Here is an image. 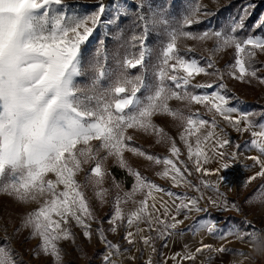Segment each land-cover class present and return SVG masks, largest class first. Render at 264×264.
<instances>
[{
	"label": "snow or ice",
	"instance_id": "snow-or-ice-1",
	"mask_svg": "<svg viewBox=\"0 0 264 264\" xmlns=\"http://www.w3.org/2000/svg\"><path fill=\"white\" fill-rule=\"evenodd\" d=\"M255 8L249 0L228 25L196 32L190 30L193 25L214 15L200 0L178 16L151 0H95L91 10L67 0H0V193L35 205L21 224L29 239L39 240L35 255L64 264L61 242L76 243L75 227L86 240L95 233L104 244L101 264H134L138 256L132 248L140 258L147 251L144 264H154V241L172 236L191 213H207L203 201L218 211H239L220 190L222 183L232 182L221 173L255 150L246 157L257 169L247 183L264 179V112L237 107L234 100L242 102L228 93L224 81L264 85V76L258 75L264 63L257 67L258 55H264V14L247 24ZM128 19L125 34L121 24ZM113 26L117 47L110 50L106 39ZM153 33L159 39L155 47ZM93 41L92 59L86 62ZM185 41L205 46L207 56L193 55L195 48ZM228 52L231 60L221 69L217 57ZM201 76L210 79L198 81ZM157 117L169 119L177 135ZM226 128L248 133L250 140L234 143ZM138 134L153 137L166 154L145 150L136 143ZM126 153L159 167L155 175L170 187L143 175ZM109 159L131 178L127 190L106 166ZM211 176L217 179H207ZM109 179L111 187H106ZM109 197L108 228L94 230L93 223L102 222L93 199L103 207ZM246 202L264 205V184ZM246 223L247 229L225 230L214 218L201 219L189 231L221 241L233 237L254 248L264 244V234ZM121 229L122 240L132 247L108 238ZM206 250L229 251L201 239L194 251L185 246L160 264H194ZM17 255L6 233L0 239V264H20Z\"/></svg>",
	"mask_w": 264,
	"mask_h": 264
},
{
	"label": "rangeland",
	"instance_id": "rangeland-1",
	"mask_svg": "<svg viewBox=\"0 0 264 264\" xmlns=\"http://www.w3.org/2000/svg\"><path fill=\"white\" fill-rule=\"evenodd\" d=\"M105 2L107 3L108 0H105ZM151 2L154 6L163 5L167 7L169 12L178 16L185 10V8L192 6L195 0H151ZM200 2L204 5H207L208 10L214 13V15H211L207 18H201V23L193 25L190 30L196 32L205 30L207 28L219 29L223 28L225 25H228L232 18L237 16L242 5L249 2V0H200ZM251 2L256 4V8L253 11L250 19L247 20L248 25H251L261 14H264V0H251ZM67 3L70 5H76L80 9L88 8L91 10V6L95 4V0H67ZM130 25L131 19L125 20L121 24V28L125 30V34H127V29ZM115 31V26H113V34L106 39V44L107 41H111L110 44H107L110 50H115L117 47ZM157 35V33H153L152 35L151 43L153 47L159 43ZM99 36L103 38V32H101ZM183 43L195 48L193 55L197 57L201 55L207 56V53L204 51L205 46L198 45L195 41H185ZM208 46L211 45L209 44ZM87 47L88 51L85 53L86 62L92 59L95 41H93V43ZM230 60L231 52L221 54L219 57H217L218 67L223 69L224 66L230 62ZM257 61V67H260L261 63H264V55H258ZM258 75L264 76V71H261L258 73ZM197 79L198 81L205 82L210 78L201 76ZM81 81H86V78H81ZM224 83L227 85L228 93L235 98H238L239 102H242L237 103L234 100V103H236L237 107H240L245 111H254L257 113L264 112V85H260L256 80H253L249 84L241 83L227 77L225 78ZM173 106H177L175 102H173ZM254 119L259 120L260 118L257 116ZM156 122L165 127L171 135H177L178 130L172 126L169 119L157 117ZM226 131L234 143L239 142L243 145L245 141L250 140L248 133H244L241 136V134L235 132L231 128H226ZM135 139L138 145H141L145 150L152 154H166L165 147L163 145L156 144L153 137L138 134ZM231 150L232 149H229V151ZM255 154V150L245 152L240 157L238 164L234 168L230 169L227 173H221L222 175H227L229 180L232 182L222 183L220 185V190L226 194L230 203L235 202L237 204L239 211L235 209L218 211L203 201L201 206L207 207L208 212H201L198 216L190 214V218L183 224L179 225L175 233L182 230H189L195 222L201 219L214 218L218 222L219 227L225 230L233 226H239L243 229H247L248 223L246 222H251V224L254 225L256 229L260 230L261 233L264 234V205L246 202V198L250 197L260 185L264 184V179L261 178H258L251 183H247L248 178L253 175L257 169L251 167L252 161L246 159V157L248 155ZM125 157L128 162L134 168H137L139 171H141L143 175L147 176L165 188L170 187V184L166 180H162L155 175V172L160 170L159 167H155L149 162L145 161L143 158L133 156L130 153H126ZM106 166L110 170L113 167L120 169L116 166L115 161L112 159L107 161ZM209 167L215 168L217 165L211 164ZM80 179H83L82 175ZM207 179L215 181L217 177L211 176L207 177ZM193 180L195 182V177H193ZM121 182H123L125 190L131 187L132 180L126 175L125 172L123 181ZM127 184L128 186H126ZM105 186L111 187L110 179L106 182ZM172 190L176 192L189 191L190 194H195L191 193V191L186 188H175ZM207 194L212 193L208 192ZM89 196H91V191H89ZM33 207H35V205L20 204L12 197L4 193H0V239L4 238L7 233V236L12 240V247L15 248L18 254L17 259L20 264H53L52 258L50 256H45L43 253L39 255L34 254V250L37 248L39 240L29 239V230L21 227L24 214ZM93 207L96 209L98 220L102 222V225L100 223H93V229L95 230L99 226H103L105 229H107L108 224L105 217L106 214L109 213L111 207V197H109V203L103 207H101L93 199ZM180 218L183 219V216ZM141 227L145 226L141 225ZM17 229H20V231L17 232ZM73 231L76 233V243H72L71 241L61 242V247L64 251V264H101V258L105 253V246L97 239L95 233L92 239L89 241L82 236L80 229L73 227ZM122 235L123 229H121L118 234L108 233V238L114 243H119L122 248L132 247L127 245V243L122 240ZM152 235L155 236V233L153 232ZM171 237L172 236L168 237L166 240L158 239L154 241L157 249L156 253L153 254L154 264H160L161 260L164 258V247ZM219 242H221V244H223L229 250L225 253H228L229 259L232 258V260L229 261L231 264H237V262L239 264H264V244L254 248L250 247L247 243H241L233 237H229L228 240L225 241L220 240ZM136 247L142 248L143 246L138 244ZM132 250L133 254L138 256V259L134 262V264H144V259L147 258L148 252L146 251L144 257L140 258L139 254L135 252V248H132ZM238 252H243L244 256L238 255ZM124 264H129V262L125 261Z\"/></svg>",
	"mask_w": 264,
	"mask_h": 264
},
{
	"label": "crops",
	"instance_id": "crops-1",
	"mask_svg": "<svg viewBox=\"0 0 264 264\" xmlns=\"http://www.w3.org/2000/svg\"><path fill=\"white\" fill-rule=\"evenodd\" d=\"M205 202L207 203V201H204V203ZM228 210H231V208H229ZM200 213L193 212L191 213V215L198 216ZM180 233L183 234L181 235ZM201 239H203L204 243L212 244L215 247H219L221 244L218 238L216 239V237L209 236L204 232L194 234V231L182 230L180 232L173 233L172 237L168 240V242L166 243L167 246L164 247L163 257H170L175 253L183 252L185 250V246L194 251L195 248L199 246V242L201 241ZM231 260L232 258L229 259L228 253L218 254L206 250L204 253L197 256V259L194 264H231L229 262ZM190 262L191 261H185L184 264H193V262ZM168 264H173V262L169 260ZM237 264L239 263L237 262Z\"/></svg>",
	"mask_w": 264,
	"mask_h": 264
},
{
	"label": "trees",
	"instance_id": "trees-1",
	"mask_svg": "<svg viewBox=\"0 0 264 264\" xmlns=\"http://www.w3.org/2000/svg\"><path fill=\"white\" fill-rule=\"evenodd\" d=\"M111 41H107V44H110ZM113 175L115 176L116 179L120 180V181H123V177H124V172L116 167H113L111 169ZM128 186V184L126 185Z\"/></svg>",
	"mask_w": 264,
	"mask_h": 264
}]
</instances>
